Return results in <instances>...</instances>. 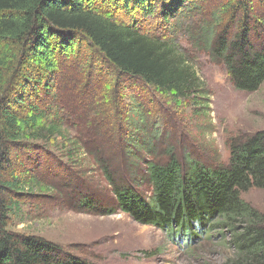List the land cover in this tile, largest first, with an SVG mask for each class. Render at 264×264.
Wrapping results in <instances>:
<instances>
[{
	"label": "trees",
	"instance_id": "obj_1",
	"mask_svg": "<svg viewBox=\"0 0 264 264\" xmlns=\"http://www.w3.org/2000/svg\"><path fill=\"white\" fill-rule=\"evenodd\" d=\"M190 1L0 0V44L21 48L13 84L4 88L0 73V264H86L62 254L54 243L5 230L10 193L34 196L48 190L31 170L40 168L42 159H46V174L52 179L49 189L59 178L65 180V189L79 193L78 206L83 211L103 215L123 212L139 224L165 231L173 242L193 245L207 231L213 237L220 226L234 231L231 244L237 255L232 264H264V214L241 197L252 188L264 189V132L232 147L227 165L218 166L204 161L196 141L190 153H177L178 146L163 142V132L156 131L164 109L137 105L126 126L132 127L130 134L118 142L117 162L123 174L133 160L144 162L146 175L134 174L133 182L118 179L110 165L97 160L112 186L114 200L107 204L91 186H85L82 174L70 168L86 156V148L97 143L89 142L96 138L94 121L66 105L70 125L78 134L72 140L60 118V106L56 110L51 103L42 107L52 97L57 81L56 55L69 56L71 48L84 40L123 76L129 93L149 91L174 105L182 102L194 117L203 118L206 112L202 110L210 106L209 92L179 46L181 30L172 24L189 10ZM218 16L224 17L218 23L225 27L216 35L211 59L223 62L236 90L258 91L264 83V0H231ZM149 18L160 20L162 29H148ZM201 34L189 31L179 38ZM9 58L8 53H0V71L10 69L13 58ZM53 146L60 147L58 155ZM95 152L103 157L107 153L101 148ZM158 153L161 156L157 157ZM7 164L11 180L4 178ZM136 177L150 182L151 199L136 191Z\"/></svg>",
	"mask_w": 264,
	"mask_h": 264
},
{
	"label": "rangeland",
	"instance_id": "obj_2",
	"mask_svg": "<svg viewBox=\"0 0 264 264\" xmlns=\"http://www.w3.org/2000/svg\"><path fill=\"white\" fill-rule=\"evenodd\" d=\"M230 1L191 0L189 10L172 22L175 30H181L180 34L188 35L189 31L202 33L200 36L190 35L193 38L184 35L179 38V34L177 39L197 71L200 83L209 92L210 106L208 110H202L206 112L203 118L194 117L190 108L182 102L174 105L149 91L129 93L126 85H123L126 82L123 76L94 46L84 40H79L71 48L69 56L56 55L58 77L51 90L52 97L46 100V105H43L44 101L39 105L46 107L51 103L55 110L60 106V118L65 122L63 126L72 140L78 138V134L76 128L70 125L66 105L94 121L96 138L89 142L97 143L86 148V156L78 158V165H70V168L82 174L87 184L85 186H91L92 191L107 204L112 203L114 196L111 183L102 172L101 163L110 165V170L117 173L115 178L118 179L123 177L133 182L134 174L146 175L144 162L133 160L125 170L126 174H123L117 162L120 160L118 142L130 134L128 130H132V127L126 129V126L135 115L132 110L137 105L145 108L155 105L164 109L160 130L157 128L156 131L163 132V142L178 146L177 153L182 156L190 153V147L196 141L201 146L197 150L204 152V161L218 166L227 165L232 147L264 132V83L256 92L238 91L223 62L211 59L216 35L225 27L224 23H218L224 15L221 18L218 15L221 7ZM146 26L148 29L160 30L162 22L149 18ZM230 32H235L232 24ZM2 51L9 54V59L13 58L10 69L0 71L5 88L14 82L21 48L14 44H0V53ZM131 98L134 101H130ZM82 141L89 143L85 139ZM59 143L61 147L62 142ZM60 147L53 146L56 155ZM97 148L107 151L104 157L95 152ZM92 153H96V156ZM97 160L102 161H98L100 165ZM8 162L14 164L10 160ZM45 162L46 159H42L40 168L33 170L29 166L25 170L30 168L37 180L48 188L47 191L38 192L41 195L19 197L10 193L11 200L9 204L6 203L9 211L4 212L5 230L8 233L44 239L59 246L62 254L74 256L86 264H232L235 260L237 254L231 244L234 231L228 232L220 226L213 231V238L208 242H202L197 237L192 251H188L177 248L172 243L174 238L170 239L164 231L139 224L123 212L103 215L81 210L78 206L79 193L65 189V180L59 178L51 183L52 188L49 189L47 184L52 179L49 180L46 174L48 169L45 168ZM9 164L3 170L6 180H11ZM137 177L136 191L145 199H151L150 182ZM241 197L264 214V189L252 188ZM237 224L239 227L243 225L242 221ZM238 226L237 230L240 229ZM194 231L197 234V230Z\"/></svg>",
	"mask_w": 264,
	"mask_h": 264
}]
</instances>
